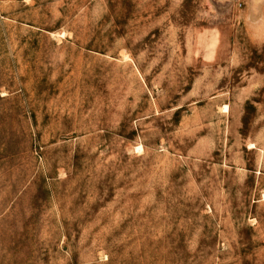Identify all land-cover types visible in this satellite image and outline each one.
Returning <instances> with one entry per match:
<instances>
[{
	"label": "rangeland",
	"instance_id": "374dc122",
	"mask_svg": "<svg viewBox=\"0 0 264 264\" xmlns=\"http://www.w3.org/2000/svg\"><path fill=\"white\" fill-rule=\"evenodd\" d=\"M0 264H264V0H0Z\"/></svg>",
	"mask_w": 264,
	"mask_h": 264
}]
</instances>
